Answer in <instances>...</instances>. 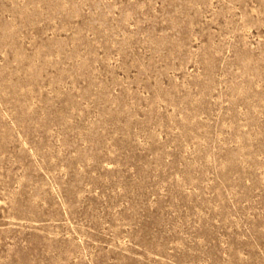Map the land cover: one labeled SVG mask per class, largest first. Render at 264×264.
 Returning <instances> with one entry per match:
<instances>
[{"label": "rangeland", "instance_id": "1", "mask_svg": "<svg viewBox=\"0 0 264 264\" xmlns=\"http://www.w3.org/2000/svg\"><path fill=\"white\" fill-rule=\"evenodd\" d=\"M0 264H264V0H0Z\"/></svg>", "mask_w": 264, "mask_h": 264}, {"label": "bare ground", "instance_id": "2", "mask_svg": "<svg viewBox=\"0 0 264 264\" xmlns=\"http://www.w3.org/2000/svg\"><path fill=\"white\" fill-rule=\"evenodd\" d=\"M56 5V4H55ZM61 8V7H60Z\"/></svg>", "mask_w": 264, "mask_h": 264}]
</instances>
